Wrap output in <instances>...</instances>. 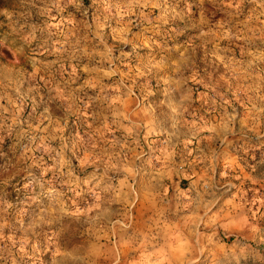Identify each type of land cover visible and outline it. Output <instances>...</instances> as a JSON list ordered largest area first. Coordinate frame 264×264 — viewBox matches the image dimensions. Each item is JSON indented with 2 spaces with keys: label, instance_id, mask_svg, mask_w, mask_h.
Returning <instances> with one entry per match:
<instances>
[{
  "label": "rangeland",
  "instance_id": "obj_1",
  "mask_svg": "<svg viewBox=\"0 0 264 264\" xmlns=\"http://www.w3.org/2000/svg\"><path fill=\"white\" fill-rule=\"evenodd\" d=\"M264 264V0H3L0 264Z\"/></svg>",
  "mask_w": 264,
  "mask_h": 264
},
{
  "label": "trees",
  "instance_id": "obj_2",
  "mask_svg": "<svg viewBox=\"0 0 264 264\" xmlns=\"http://www.w3.org/2000/svg\"><path fill=\"white\" fill-rule=\"evenodd\" d=\"M3 6V0H0V8ZM257 264V263H255Z\"/></svg>",
  "mask_w": 264,
  "mask_h": 264
}]
</instances>
